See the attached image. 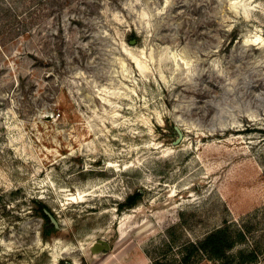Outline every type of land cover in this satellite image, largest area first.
<instances>
[{
  "label": "rangeland",
  "instance_id": "374dc122",
  "mask_svg": "<svg viewBox=\"0 0 264 264\" xmlns=\"http://www.w3.org/2000/svg\"><path fill=\"white\" fill-rule=\"evenodd\" d=\"M225 220L264 264V0H0V264H172Z\"/></svg>",
  "mask_w": 264,
  "mask_h": 264
},
{
  "label": "trees",
  "instance_id": "16d2710c",
  "mask_svg": "<svg viewBox=\"0 0 264 264\" xmlns=\"http://www.w3.org/2000/svg\"><path fill=\"white\" fill-rule=\"evenodd\" d=\"M141 201L139 192L130 195L126 201L120 205V208H133ZM36 209L47 218L45 210L47 206L35 200ZM225 220L224 223L206 235L198 242H188L183 246L181 251L182 257L180 261H174L172 264H195L193 258H205L216 264H233L237 261L239 264H253L259 260V244H254L250 249H239L235 254L232 251L238 245H246L252 233V225L243 222ZM156 264H170L164 261H156Z\"/></svg>",
  "mask_w": 264,
  "mask_h": 264
},
{
  "label": "water",
  "instance_id": "95a60500",
  "mask_svg": "<svg viewBox=\"0 0 264 264\" xmlns=\"http://www.w3.org/2000/svg\"><path fill=\"white\" fill-rule=\"evenodd\" d=\"M133 43H135V41H133ZM174 129H175V132L177 134V139L173 142V144L179 145V143L184 139V133H183L182 129H180V127H178V126H175ZM45 213L48 215L50 221L54 224V226L56 228H59L58 220L50 212L45 211ZM110 249H111V246L108 243V241H105L103 239H100V240L94 242L91 246L92 254L102 253V252L108 251ZM70 264H72V263H70Z\"/></svg>",
  "mask_w": 264,
  "mask_h": 264
}]
</instances>
